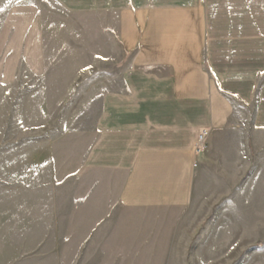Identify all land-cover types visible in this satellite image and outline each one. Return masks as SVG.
<instances>
[{"label": "crops", "instance_id": "crops-1", "mask_svg": "<svg viewBox=\"0 0 264 264\" xmlns=\"http://www.w3.org/2000/svg\"><path fill=\"white\" fill-rule=\"evenodd\" d=\"M8 16L0 85L22 58L44 116L103 65L90 128L56 141L71 138V181L86 188L72 210L87 231L72 237L78 261L139 260L126 231L143 226L128 211L264 214V0H30Z\"/></svg>", "mask_w": 264, "mask_h": 264}, {"label": "rangeland", "instance_id": "rangeland-1", "mask_svg": "<svg viewBox=\"0 0 264 264\" xmlns=\"http://www.w3.org/2000/svg\"><path fill=\"white\" fill-rule=\"evenodd\" d=\"M28 1L0 0V68L9 58L7 46H2L8 45L3 37L8 15ZM23 63L21 58L11 86L0 85V264H264V214L215 211L125 212L128 220L143 226L126 231L127 257L139 260L78 261L86 247L80 255L73 254L72 237L76 233L78 243L87 231L72 229V210L75 203L84 204L77 195L86 188L71 181L75 168L71 138L56 141L65 132L90 128L100 95L108 88L103 65L79 78L69 100L47 117L41 112L36 82ZM176 221L199 226L168 229ZM157 223L160 228H155Z\"/></svg>", "mask_w": 264, "mask_h": 264}, {"label": "built area", "instance_id": "built-area-1", "mask_svg": "<svg viewBox=\"0 0 264 264\" xmlns=\"http://www.w3.org/2000/svg\"><path fill=\"white\" fill-rule=\"evenodd\" d=\"M207 137H208V131L207 130H201L197 134L196 142L193 148V155L195 158L200 156L202 153L206 150L207 145ZM196 166V163L193 164V167Z\"/></svg>", "mask_w": 264, "mask_h": 264}]
</instances>
